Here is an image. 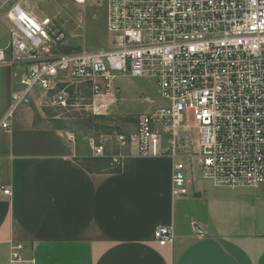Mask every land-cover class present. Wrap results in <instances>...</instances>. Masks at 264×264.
Wrapping results in <instances>:
<instances>
[{"label": "built area", "instance_id": "1", "mask_svg": "<svg viewBox=\"0 0 264 264\" xmlns=\"http://www.w3.org/2000/svg\"><path fill=\"white\" fill-rule=\"evenodd\" d=\"M74 1L83 9L89 2ZM97 1L111 45L72 52L61 50L67 36L56 19L19 1L10 7L0 65L25 71L0 128H11L16 106L35 96L43 103L51 94V104L66 107V87L75 81L105 96L118 78H152L164 104L139 114L135 130L117 134L115 153L93 140L91 156H110L111 169L130 155L168 156L178 197L190 192L196 174L217 187L264 185V0ZM79 26L85 32V21ZM154 238L172 243V227L157 226ZM10 264L37 263L23 243L12 242Z\"/></svg>", "mask_w": 264, "mask_h": 264}, {"label": "crops", "instance_id": "2", "mask_svg": "<svg viewBox=\"0 0 264 264\" xmlns=\"http://www.w3.org/2000/svg\"><path fill=\"white\" fill-rule=\"evenodd\" d=\"M11 5L0 0L1 47ZM24 71L0 65V121ZM41 106L36 96L18 104L11 128H0V187L11 192L0 190V264H10L12 242L37 264H264V185L217 187L198 174L178 197L168 156L90 170L91 149L40 120ZM159 225L172 227V243L155 240Z\"/></svg>", "mask_w": 264, "mask_h": 264}, {"label": "rangeland", "instance_id": "3", "mask_svg": "<svg viewBox=\"0 0 264 264\" xmlns=\"http://www.w3.org/2000/svg\"><path fill=\"white\" fill-rule=\"evenodd\" d=\"M17 1L38 17L56 19L67 36L61 47L62 52L79 50L84 45L88 50H99L111 45L106 12L97 0H89L85 9L74 0H10L12 5ZM81 21L86 23L85 32L79 26ZM66 90L67 106L51 104L52 95L48 94L43 99L38 118L48 125L73 133L80 146L86 149H91L93 140L95 143L103 142L108 154L118 150L115 142L117 134L135 130L139 114L164 104L156 81L146 77L118 78L113 95L96 96L89 85L77 81L69 84ZM100 160L101 166L111 163L110 156ZM195 176L199 177L198 174Z\"/></svg>", "mask_w": 264, "mask_h": 264}, {"label": "trees", "instance_id": "4", "mask_svg": "<svg viewBox=\"0 0 264 264\" xmlns=\"http://www.w3.org/2000/svg\"><path fill=\"white\" fill-rule=\"evenodd\" d=\"M97 160H100V158L91 156V157H89L88 159L85 160L84 165L86 166V168L92 170V169H94V168H92L93 163L95 161H97ZM108 167H110V165ZM117 171H119V169H117Z\"/></svg>", "mask_w": 264, "mask_h": 264}, {"label": "water", "instance_id": "5", "mask_svg": "<svg viewBox=\"0 0 264 264\" xmlns=\"http://www.w3.org/2000/svg\"><path fill=\"white\" fill-rule=\"evenodd\" d=\"M195 228H196V230H197L199 233H202V230L200 229L199 226L196 225Z\"/></svg>", "mask_w": 264, "mask_h": 264}]
</instances>
